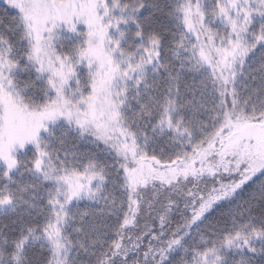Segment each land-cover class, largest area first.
I'll return each mask as SVG.
<instances>
[{
    "label": "trees",
    "instance_id": "obj_1",
    "mask_svg": "<svg viewBox=\"0 0 264 264\" xmlns=\"http://www.w3.org/2000/svg\"><path fill=\"white\" fill-rule=\"evenodd\" d=\"M104 1L127 19L121 51L132 57L134 71L122 122L141 162L170 182L132 190L116 148L64 120L18 154L15 170L0 162V264H136L152 243L145 233L161 235L162 225L170 240L178 231L181 237L164 264H264V166L252 175L255 153L224 155L240 133L264 131V20L252 23L246 59L225 92L217 75L202 66L187 30V8L196 0ZM221 1L208 0L204 8L213 14ZM87 42L84 29L76 36L60 32L55 50L78 67ZM34 47L22 14L1 3L0 61L9 66L12 93L26 108L40 111L54 104L55 94ZM93 75L79 67L65 93L69 102L78 105L91 95ZM249 145L264 154V141ZM68 176L93 186L88 198L67 207ZM226 184L234 185L193 219L190 192L208 196ZM54 228L61 236L59 250L50 237ZM141 239L135 255L114 258L120 243Z\"/></svg>",
    "mask_w": 264,
    "mask_h": 264
},
{
    "label": "rangeland",
    "instance_id": "obj_2",
    "mask_svg": "<svg viewBox=\"0 0 264 264\" xmlns=\"http://www.w3.org/2000/svg\"><path fill=\"white\" fill-rule=\"evenodd\" d=\"M1 3L20 12L26 21L35 44L36 62L42 73L49 77L55 101L40 111L26 108L11 91L7 62L0 61V162H4L10 170H15L19 153L37 146L50 127L69 120L94 132L102 144L116 148L126 165L132 190L148 185L169 184L170 181L164 175L141 162L136 142L121 119L126 85L134 71L130 68L132 57L127 58L121 51L128 36L124 27L126 17L108 9L104 0H0ZM205 3H209L208 0L190 3L187 8V30L197 44L202 66L217 75L227 92L235 80L237 67L246 59L248 45L245 43L253 37L252 23L264 20V0H222L219 9L213 14L204 8ZM225 28H228L227 34ZM81 29L86 31L88 42L79 66L75 67L55 50V38L60 32L76 36ZM79 67L94 74L93 90L87 99L73 105L65 93L69 84L77 80ZM79 93V88L71 91L72 97ZM241 141H246L248 147ZM260 141H264V131L240 133V137L233 140L232 148L224 155L230 156L242 149L246 155L255 153L256 156L264 157V154H258L260 149L254 152L257 148L249 145H257ZM256 156L248 170L252 175L260 172L264 166L260 158L255 161ZM198 162L196 160L192 165ZM227 164L229 166L231 162ZM41 165L46 168L45 163ZM63 183L67 207L88 198L93 186L92 181L77 176L65 177ZM233 185H222L208 196L197 197L190 192L189 199L192 198L196 203L191 210L193 219L196 220L200 213H205L210 205L218 202ZM162 229L161 235H153L152 229L145 233L144 238L151 237L152 243L147 247L142 261L138 259L136 264H164L179 245V231L173 233L174 239L170 240L168 233H163ZM50 237L59 250L61 236L57 228L53 229ZM142 247L143 239L132 245L120 243L114 258H125L131 253L135 255Z\"/></svg>",
    "mask_w": 264,
    "mask_h": 264
}]
</instances>
